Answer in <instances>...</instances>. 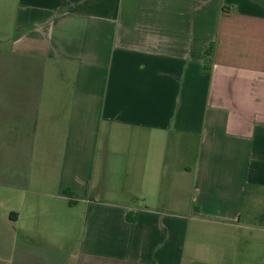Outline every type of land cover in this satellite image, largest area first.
I'll use <instances>...</instances> for the list:
<instances>
[{"label":"crops","instance_id":"1","mask_svg":"<svg viewBox=\"0 0 264 264\" xmlns=\"http://www.w3.org/2000/svg\"><path fill=\"white\" fill-rule=\"evenodd\" d=\"M242 237L264 239V0H0V264H195Z\"/></svg>","mask_w":264,"mask_h":264},{"label":"rangeland","instance_id":"2","mask_svg":"<svg viewBox=\"0 0 264 264\" xmlns=\"http://www.w3.org/2000/svg\"><path fill=\"white\" fill-rule=\"evenodd\" d=\"M185 160L188 161V158L185 157ZM170 168L171 169L175 168L173 166V163L171 164ZM161 178L163 179V175H161ZM189 189L190 187L187 188L186 192L183 191L182 192L183 195L180 198H178V204H177V210H176L177 213H181L186 216H188L189 209L191 207ZM220 229H227V228H223L220 225H216L214 223H208L204 221H196V220L189 221V231L197 230V231H200L201 233H209V232L216 233V232H220ZM247 241H248V238L242 237L240 239L239 245H237V248L240 247L244 250L235 249L234 253H232V250L226 251L230 254L224 255L225 257L222 258L220 256V239H216L215 243H213L214 245L199 246L195 253L196 256L193 257L194 258L193 261L195 264H207V262L209 264H229L230 261H234V262L236 261V263L238 264H247V263L264 264V252L262 250H259L260 247H263L262 244H263L264 239H261V240L258 239V250L257 251H249L248 248H249L250 243H248ZM226 242L229 243L230 240L227 239ZM227 246L232 249L230 245L227 244ZM214 250H216L215 251L216 254H213ZM185 261H188V259H184V263Z\"/></svg>","mask_w":264,"mask_h":264},{"label":"trees","instance_id":"3","mask_svg":"<svg viewBox=\"0 0 264 264\" xmlns=\"http://www.w3.org/2000/svg\"><path fill=\"white\" fill-rule=\"evenodd\" d=\"M213 50H214V45L213 44L208 45V47L205 49V52H204V65H203L204 71L209 70V68L211 66V56L213 54Z\"/></svg>","mask_w":264,"mask_h":264}]
</instances>
